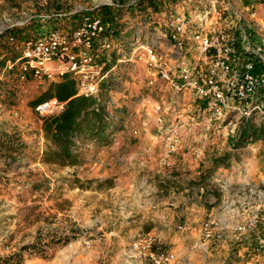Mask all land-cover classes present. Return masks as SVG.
Returning a JSON list of instances; mask_svg holds the SVG:
<instances>
[{
  "label": "rangeland",
  "instance_id": "obj_1",
  "mask_svg": "<svg viewBox=\"0 0 264 264\" xmlns=\"http://www.w3.org/2000/svg\"><path fill=\"white\" fill-rule=\"evenodd\" d=\"M262 2L0 0V34L22 42L48 31L53 25L46 26L44 16L60 12L102 7L97 12L114 20L105 140L75 138L65 165L46 162L58 149H50L33 105L55 83L23 85L17 67L5 72L21 50L3 39L0 138L20 139L23 146L11 158L0 155V264L15 263L8 258L17 253L21 264H151L160 249L171 251L175 264H264V249L257 250L264 240V137L235 146L243 121L234 136V125L208 123L196 93L176 91L147 55L134 54L136 44L154 48L174 73L178 19H185L187 56L197 57L193 35L218 21L215 9L224 14L230 6L248 17L254 9L242 10L254 5L262 21ZM111 3L119 10L109 9ZM250 120L264 125L255 115ZM171 125L180 138L172 153L164 139ZM196 150L205 151L202 161ZM209 220L222 229V240L201 232ZM239 226L247 231L240 234Z\"/></svg>",
  "mask_w": 264,
  "mask_h": 264
},
{
  "label": "built area",
  "instance_id": "obj_2",
  "mask_svg": "<svg viewBox=\"0 0 264 264\" xmlns=\"http://www.w3.org/2000/svg\"><path fill=\"white\" fill-rule=\"evenodd\" d=\"M261 6L264 10V0ZM116 7L113 3L108 6L111 10ZM246 9L248 12L254 9L248 17L230 6L224 14L215 9L214 15L221 23L211 22L209 27H203L202 31L193 35L197 57L187 56L185 19H178L176 22L179 26L173 36L177 51L174 73L169 72L166 61L162 62L164 56H159L154 48L142 44H136L134 48L136 57L147 55L149 64L158 67L159 76L176 91L196 93L201 104L199 112L208 113V116H202L208 123L215 121L234 125L231 131L233 136L240 121L249 120L254 115L264 120V20H257L258 12L254 5L244 8L242 12ZM97 10L99 7L69 15L60 12L44 16L45 25L53 27L39 34L38 38L25 42L18 40L14 34L2 32L0 35L5 37L0 40V47L6 44V40L21 50L14 62H6L5 72L17 67V78L23 85L33 82L56 84L71 79L77 83V96L98 98L100 84L109 74V71H105L108 62L106 56L114 47V27L113 21ZM223 15L226 16L225 20ZM4 57L2 55L0 59ZM150 85H154V81H150ZM65 107L66 103L52 99L40 103L35 110L46 119L60 116ZM161 110L159 106L158 111ZM233 114L238 117L236 120L232 119ZM159 121L162 123L161 118ZM164 133L169 152H175L180 144L177 127L171 125ZM192 154L202 161L205 151L196 150ZM221 231L215 220H209L201 228L207 238L216 240H222ZM237 231L245 233L247 227L239 226ZM236 239L239 240L238 237ZM151 246L149 244L148 248ZM262 249L264 240L259 241L257 250ZM150 262L175 264V255L160 249L153 251Z\"/></svg>",
  "mask_w": 264,
  "mask_h": 264
},
{
  "label": "trees",
  "instance_id": "obj_3",
  "mask_svg": "<svg viewBox=\"0 0 264 264\" xmlns=\"http://www.w3.org/2000/svg\"><path fill=\"white\" fill-rule=\"evenodd\" d=\"M138 5L139 4H136L135 7ZM101 8L102 7H99V9ZM106 9L107 8H105V10ZM108 70L105 68L106 72ZM108 80L101 84L98 98L77 96L76 82L74 80H66L51 85L45 93L33 103L34 107L52 99H57L60 102L66 103L65 110L60 116L43 120V131L51 143L50 149H52V147L58 149L56 153H51V151H49L45 155L47 163L60 165H65L67 162L69 163L73 158L71 150L74 146L73 141L75 138L85 136L87 138L96 139L99 142L105 140V131L108 126V108L104 105V96L107 93V89L110 88ZM260 137H264V125L256 126L255 123L249 119L243 121V125L240 128L239 135L234 145L237 146L241 142L254 141ZM22 146L20 139H15L11 136L0 138V155L8 154L9 158H11ZM28 249L33 250L34 245L25 247L23 250ZM17 258L18 260H16ZM8 259L10 262H15L12 264H21L22 262L19 260L21 259V254L18 253Z\"/></svg>",
  "mask_w": 264,
  "mask_h": 264
},
{
  "label": "crops",
  "instance_id": "obj_4",
  "mask_svg": "<svg viewBox=\"0 0 264 264\" xmlns=\"http://www.w3.org/2000/svg\"><path fill=\"white\" fill-rule=\"evenodd\" d=\"M189 221L190 222H197V221H199V217H197V218H191V219H189Z\"/></svg>",
  "mask_w": 264,
  "mask_h": 264
}]
</instances>
